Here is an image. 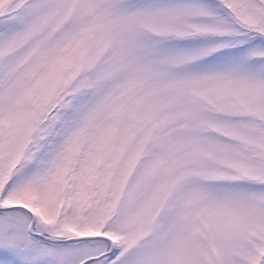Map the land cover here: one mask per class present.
Masks as SVG:
<instances>
[{
  "label": "snow or ice",
  "instance_id": "6c2138e0",
  "mask_svg": "<svg viewBox=\"0 0 264 264\" xmlns=\"http://www.w3.org/2000/svg\"><path fill=\"white\" fill-rule=\"evenodd\" d=\"M0 264H264V0H0Z\"/></svg>",
  "mask_w": 264,
  "mask_h": 264
}]
</instances>
